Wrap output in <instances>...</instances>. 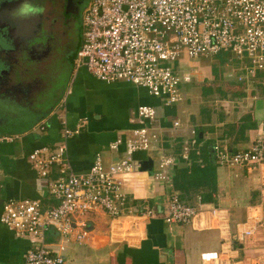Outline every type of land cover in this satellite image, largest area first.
I'll return each mask as SVG.
<instances>
[{
	"label": "crops",
	"instance_id": "obj_1",
	"mask_svg": "<svg viewBox=\"0 0 264 264\" xmlns=\"http://www.w3.org/2000/svg\"><path fill=\"white\" fill-rule=\"evenodd\" d=\"M5 49L1 36L0 109L28 111L20 96L19 100L10 96L13 86L18 89L19 84L4 77L8 66ZM222 54L226 58L224 66L235 60L234 54L227 51L215 56ZM224 66L220 73L194 66L197 78L212 85L214 99L204 100L198 93L188 97L184 92L185 102L170 105L144 87L124 81L108 83L94 77L84 65L75 68L76 91L70 88L60 97L41 99L34 106L36 112L27 113L31 120L0 129V136H12V140L0 141V215L3 204L10 199H39L42 210L58 203L39 180L29 159L32 151L43 146L53 149L65 141L68 172H88L97 155L108 166L125 150L122 145L120 151H113L110 143L131 136L133 129L141 126L138 108L149 105L157 108L151 126L161 131L162 145L137 153L141 167L143 161L153 160L152 169L127 175L123 190L136 202L148 200L162 212L176 193L185 203L198 206L199 214L190 224L169 225L161 216L133 213L114 219L99 209L86 218L87 239L81 244H67L62 264H203L201 254L207 251L219 252V264H264V163L250 168L223 165L215 150L216 146L230 152L246 150L264 137V72L255 74L257 80L253 78L255 87L248 100H240L231 109L228 98L220 92V86L227 82ZM239 77L240 81L244 79ZM71 92L75 98L67 96ZM176 121L179 127L174 125ZM39 122L48 127L39 130ZM80 123L83 127L78 134L63 138L66 127L73 129ZM186 145L189 148L183 156ZM162 154L175 155L179 160L170 181L160 182L154 177ZM207 168L212 171L207 173ZM177 170L182 171L178 181ZM60 175L54 168L50 177ZM255 216L262 224L253 223ZM251 227L253 232L241 238V233ZM59 239L55 228L47 231L48 244H57ZM30 246L27 236L17 235L0 222V264H23Z\"/></svg>",
	"mask_w": 264,
	"mask_h": 264
},
{
	"label": "built area",
	"instance_id": "obj_2",
	"mask_svg": "<svg viewBox=\"0 0 264 264\" xmlns=\"http://www.w3.org/2000/svg\"><path fill=\"white\" fill-rule=\"evenodd\" d=\"M82 25L77 67L86 66L101 81H124L144 87L168 105L185 98L182 85L191 82L196 74L194 69L179 68L178 62L227 51L251 62L250 75L264 68V0H91ZM156 116V107L140 106L141 126L133 129L128 138L119 137L109 146L118 152L124 145L125 150L108 166L97 155L86 173L68 172L65 141L56 148L43 146L29 154L39 180L58 203L46 210H42L39 199H10L3 204L0 222L31 242L23 264L64 263L67 244H81L87 239L86 216L99 209L114 219L137 213L161 216L169 225L194 221L199 207L185 203L176 193L162 212L148 200L136 202L123 190L125 177L141 169L135 153L162 145L161 131L151 126ZM174 125L179 127L180 122ZM36 127L43 131L48 125L41 122ZM82 127L83 123L73 129L66 127L63 138L78 134ZM191 133L196 134L194 130ZM5 140H12V136H0V141ZM188 148L186 145L183 156ZM215 150L223 165L250 168L264 163V137L246 150L230 152L219 146ZM178 161L175 155L162 154L155 179L170 181ZM54 168L61 174L56 179L50 177ZM1 176L0 167V189ZM257 218H252L253 223L262 224ZM52 227L60 238L53 246L46 241ZM252 232V227L246 228L240 237ZM201 260L203 264H219L220 254L207 251L201 254Z\"/></svg>",
	"mask_w": 264,
	"mask_h": 264
},
{
	"label": "flooded vegetation",
	"instance_id": "obj_3",
	"mask_svg": "<svg viewBox=\"0 0 264 264\" xmlns=\"http://www.w3.org/2000/svg\"><path fill=\"white\" fill-rule=\"evenodd\" d=\"M90 1L0 0V37L8 64L4 77L19 84L10 96L21 98L28 110L0 109V129L31 120L27 113L36 112V103L65 92V80L78 68L82 18Z\"/></svg>",
	"mask_w": 264,
	"mask_h": 264
},
{
	"label": "rangeland",
	"instance_id": "obj_4",
	"mask_svg": "<svg viewBox=\"0 0 264 264\" xmlns=\"http://www.w3.org/2000/svg\"><path fill=\"white\" fill-rule=\"evenodd\" d=\"M234 56H235L234 57L235 60L234 61L231 60V62L228 63L229 66H224L226 58H224V55L222 54L219 56H214L210 60H207L204 57H199L196 59L195 58L190 59L187 62H178V67L183 69H196L194 66L200 65V66H205L206 70H211L212 68L216 72L220 73L221 66H224L222 67V69L224 74H226L224 79L227 82L220 86V92L223 96L228 98L227 106H229V108L232 109L234 108L235 105L239 103L240 100L243 99L242 100L243 102L244 100H248V96L250 95V93L253 92V89L255 87L253 84V78L257 80L256 79L257 76H255V74L254 75L248 74V69L252 65L251 62L248 59L246 60L245 57L240 58L235 54ZM189 62H192V65ZM193 62L196 65L193 64ZM259 71L263 73L264 68ZM239 76L244 77V79L242 81L238 80ZM65 84H66L65 93L67 90H71L70 88H72V90L75 89L76 91L78 83L75 82V78H73V76L71 78L68 77L65 80ZM211 86L212 85H210L208 80L205 81L204 79L197 78V74L194 75V79L191 82L182 85L183 90L188 97L191 95V93L192 94L198 93L204 97V100H206V97L213 98V95H215L211 92ZM71 93H68L67 96H70V98H75L76 94L74 93L73 95V93L72 94ZM182 102H185V100ZM199 105L200 104L197 102V107H199ZM89 215L90 214L88 213L86 217H89Z\"/></svg>",
	"mask_w": 264,
	"mask_h": 264
},
{
	"label": "water",
	"instance_id": "obj_5",
	"mask_svg": "<svg viewBox=\"0 0 264 264\" xmlns=\"http://www.w3.org/2000/svg\"><path fill=\"white\" fill-rule=\"evenodd\" d=\"M85 62H87V58L83 59ZM152 165H153V160L151 158H149L148 160H145L142 162V167L140 169V171H144V170H151L152 169Z\"/></svg>",
	"mask_w": 264,
	"mask_h": 264
},
{
	"label": "trees",
	"instance_id": "obj_6",
	"mask_svg": "<svg viewBox=\"0 0 264 264\" xmlns=\"http://www.w3.org/2000/svg\"><path fill=\"white\" fill-rule=\"evenodd\" d=\"M222 52H224V51H222ZM220 53H221V52H220ZM217 55H218V54H217ZM137 153H138V152H137ZM137 153H135V155H134V157H135L136 159L138 158ZM212 169H213V167H212ZM212 169H211V168H210V169L207 168V169H206V170H208L207 173H210V172L212 171ZM185 171H187V169H185ZM192 171H193V169H192ZM180 172L182 173L181 170H177V171H176L177 174H176V178H175V180H177V181H178V177H180V175H179ZM194 172L196 173L197 170H195ZM197 176H198V175H197ZM200 176H201V177H205L206 175H205V173H204V174H203V173H200ZM175 184H176V181H175Z\"/></svg>",
	"mask_w": 264,
	"mask_h": 264
}]
</instances>
